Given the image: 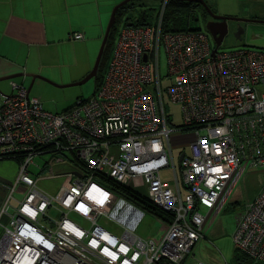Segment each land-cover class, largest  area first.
<instances>
[{
  "label": "built area",
  "instance_id": "obj_1",
  "mask_svg": "<svg viewBox=\"0 0 264 264\" xmlns=\"http://www.w3.org/2000/svg\"><path fill=\"white\" fill-rule=\"evenodd\" d=\"M167 1L157 26L118 28L106 75L89 99L51 113L16 83L0 98V162L17 166L3 186L0 264H207L187 257L241 175L264 170V51H219L201 31H164ZM164 95L180 109V125L168 127ZM186 131L192 137L179 156V180L171 144ZM134 178L168 221L102 185L127 188ZM55 180H62L56 188H43ZM18 186L26 190L20 200ZM147 214L164 227L158 242L137 234ZM235 219L232 242L244 264H264V180Z\"/></svg>",
  "mask_w": 264,
  "mask_h": 264
},
{
  "label": "crops",
  "instance_id": "obj_2",
  "mask_svg": "<svg viewBox=\"0 0 264 264\" xmlns=\"http://www.w3.org/2000/svg\"><path fill=\"white\" fill-rule=\"evenodd\" d=\"M123 1L0 0V79L17 76L0 81V93L11 95V83L28 89L31 78L27 75H39L57 84L81 81L92 70L113 8ZM203 1L211 7L209 1L216 0ZM222 1L220 16L255 24L257 3L262 0ZM75 33L83 38L73 40ZM16 172L15 163L0 162L1 179L11 183ZM3 186L0 183V205L6 193ZM0 221L4 223V219Z\"/></svg>",
  "mask_w": 264,
  "mask_h": 264
},
{
  "label": "rangeland",
  "instance_id": "obj_3",
  "mask_svg": "<svg viewBox=\"0 0 264 264\" xmlns=\"http://www.w3.org/2000/svg\"><path fill=\"white\" fill-rule=\"evenodd\" d=\"M209 3L212 5L211 7L213 8V12L216 15L220 16L218 7L219 5H223V1L216 0L215 2L209 1ZM131 4L132 5H130L122 13L123 15L120 24H116L117 28L122 27V25L125 24L126 20L131 24H136L137 22L144 21L150 26L158 25L161 9L163 7V2L161 0H147L143 2H132ZM257 5L258 6L256 8L258 10H255L254 25L245 23L240 24L236 21H229L227 23L228 33L225 36L221 46L218 48L219 51H231L240 47H247L264 51V0L257 3ZM227 10L230 11L229 8H227ZM187 15H189L188 12L181 15V17L185 18ZM190 16L192 17V20H190V22L187 21V26L190 29H196L206 34L209 38L210 44L214 47L212 38L205 29L208 20L206 21L199 11ZM223 17L233 18L235 16ZM240 28L243 30V33L240 36V40H238L236 38V34L239 32ZM114 42L115 37H113V39L111 38L110 49L106 54L104 64L98 69L97 78L100 81L106 75L112 55V50L114 47ZM95 61L96 58L94 60V63ZM166 64V55L164 53V49L161 47L159 51V74L161 77V86L163 90L166 89L169 85ZM45 80L50 83L43 80H36L31 87L29 95L30 97L39 99L42 102L44 108L51 113L64 112L72 108L77 100L89 99L90 97H92L93 93L98 87L96 86V78H92L80 86H71L65 88L56 86H66L69 85V83L57 84L51 80ZM164 109L170 121L168 124L169 128L180 125L182 123L180 109L176 105L171 104L166 95H164ZM191 137V132L186 131L178 137L174 136V138L172 139V143L174 144H171V150L179 180L181 179L179 156L182 152L188 154L189 149L188 143L186 142L190 140ZM48 158L49 155H46L44 158L37 159L36 163L41 166L43 161L47 160ZM32 169L35 170L34 172H37L38 170V168L35 167H32ZM63 170H65V172H68L70 168L68 166H65ZM171 173V168L165 170L163 172L164 179L168 180L172 178ZM43 175H45V173H43ZM263 180L264 170L262 169H248L241 175L220 214L209 227H206L204 232L205 239L202 240L191 251V253L187 257V262L198 260L207 264H238L237 260L243 261L241 254L235 249L232 242V235L235 230V218L237 214L242 211L245 204L254 198ZM61 181L62 180H55L47 182L46 185L43 186V188L47 186L50 188H56L58 185H60ZM102 185L106 188H109L105 183H102ZM127 188L142 197L146 196V190L140 178L131 179L127 184ZM25 194L26 190L21 186H18L15 190L14 198L20 200ZM200 212H202L203 214L205 213L203 209H200ZM153 219L154 218L150 217L147 214L139 225L137 234L144 238L152 239L158 242L164 234V227L161 223H159L155 219L154 221ZM192 255L194 256L192 257ZM245 263H248V261H245Z\"/></svg>",
  "mask_w": 264,
  "mask_h": 264
},
{
  "label": "trees",
  "instance_id": "obj_4",
  "mask_svg": "<svg viewBox=\"0 0 264 264\" xmlns=\"http://www.w3.org/2000/svg\"><path fill=\"white\" fill-rule=\"evenodd\" d=\"M135 2H143V1H135ZM131 3H128L124 5L121 9H119L116 13L115 22L112 26L108 40L106 42V45L104 47V51L102 54V58L99 64V68L102 67L104 64V60L106 58V54L109 52L110 49V41L111 38L117 36L118 28L116 27V24H120L122 13L130 6ZM209 6V5H208ZM209 8L212 10V8L209 6ZM200 12L201 15L204 17V19L207 21L209 20L208 14L206 10L196 2H185V1H179V0H168L165 6L164 14H163V29L164 31H170V32H190V31H199L196 29H190L187 24L192 20V17L190 15H194L195 12ZM213 11V10H212ZM188 12L189 15H187L185 18H182L181 15ZM188 21V22H187ZM125 25H132V26H141V25H147L146 22L140 21L136 24L128 23V21H125ZM116 34V35H115ZM98 68V69H99ZM100 80L96 76V86H99ZM103 183L107 184L109 189H111L114 193H116L118 196L123 197L127 201L133 203L140 209H142L145 212L150 213V215L166 220L168 221L169 216L164 213L163 211H160L156 208H154L146 199V197H142L128 188L112 184L110 182L104 181ZM243 258V256H241ZM238 264H244L245 259L237 260Z\"/></svg>",
  "mask_w": 264,
  "mask_h": 264
},
{
  "label": "water",
  "instance_id": "obj_5",
  "mask_svg": "<svg viewBox=\"0 0 264 264\" xmlns=\"http://www.w3.org/2000/svg\"><path fill=\"white\" fill-rule=\"evenodd\" d=\"M135 1H147V0H125L122 3L118 4L117 6H115L113 8L111 16H110V19H109V22H108V25H107V28H106V31H105V34H104V37H103V40H102V43H101V46H100V49H99V52H98V55L96 57V61L94 63V66H93L92 70L90 71V73L85 78H83L81 81H79V82H75V83H72V84H69V85H66V86H56V87L65 88V87H71V86H80V85L86 83L87 81H89L90 79L96 78L97 72H98V68H99V64H100V61H101V58H102V54H103V51H104V47H105L106 42L108 40V36H109L110 30H111L112 26L114 25L117 11L119 9H121L124 5H126L128 3L135 2ZM161 1H163V0H161ZM179 1L199 3L206 10V12H207V14H208L210 19L207 21L205 29H206V31L208 32V34L212 38V41H213V43L215 45V50H217L221 46L225 36L228 33L227 23L229 21L240 22V20L238 18L223 17V16L216 15L209 8L208 4L205 1H203V0H179ZM242 33H243V30L240 28L239 32L236 34V38L238 40L240 39V36H241ZM215 50H214L213 53H215ZM27 76L31 78V84H30V86L27 89L28 94L30 93L31 87H32V85H33L35 80H43L45 82H48L47 80H45L44 78H42L39 75H27ZM15 77H17V76H10V77H6V78H2V79H0V81H8V80L11 81ZM48 83H50V82H48ZM0 95L2 97H7L6 95H3L2 93H0ZM181 158H182V156L180 157L179 160H181ZM0 183L4 184L6 186H10V182H8V181H6L4 179H1V178H0Z\"/></svg>",
  "mask_w": 264,
  "mask_h": 264
}]
</instances>
